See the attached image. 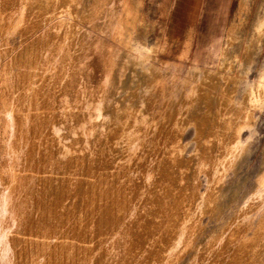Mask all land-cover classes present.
Returning <instances> with one entry per match:
<instances>
[{"label":"bare ground","instance_id":"6f19581e","mask_svg":"<svg viewBox=\"0 0 264 264\" xmlns=\"http://www.w3.org/2000/svg\"><path fill=\"white\" fill-rule=\"evenodd\" d=\"M141 7L142 0H0V264L260 261L264 154L255 191L216 236L203 245L196 239L202 217L217 212L224 176L247 151L251 135L242 140L241 132L264 108V62L248 77L264 42V13L247 36L236 22L226 25L213 66L194 52L179 97L153 116L163 70L155 60L165 45L161 36L135 35L150 29ZM101 17L106 27L97 26L109 28L124 51L130 83L116 86L106 75L92 87L83 73L100 47L83 27ZM105 62L109 70L117 65ZM118 90L125 95L111 99ZM82 97L97 115L81 117ZM140 118L153 125V162L133 182L126 158L137 162L128 146ZM188 127L194 150L186 157ZM257 206L249 226L244 217Z\"/></svg>","mask_w":264,"mask_h":264},{"label":"rangeland","instance_id":"374dc122","mask_svg":"<svg viewBox=\"0 0 264 264\" xmlns=\"http://www.w3.org/2000/svg\"><path fill=\"white\" fill-rule=\"evenodd\" d=\"M85 1L89 2L90 0ZM115 2H119V0H115ZM202 4L203 0H142L141 9L143 8L142 11L145 14V19L149 21L150 29L144 30L142 27H139L137 29L138 32L136 31L135 35L147 36L148 42H152L156 37L161 36V41L165 45V49L157 54L155 60L158 65L160 64V69L162 68L163 70L161 69L162 75L158 84V95L154 96V103L151 106V113L153 116H156L158 111L163 108L167 98L177 99L179 97L182 82L192 68L193 62L191 59L194 52L199 51L195 57L201 63L209 61L210 65L213 66V63L216 60V54L221 44L224 28L218 30L206 28L201 21ZM263 13L264 0H234L226 25L236 22L239 24L243 34H246L245 36H247L251 31L254 20L262 16ZM101 18L93 21L92 26L83 27V30L87 32L94 41L98 44L100 43V47L93 48L90 55L85 58L83 73H87L89 85L92 87L101 83L106 75V77H110L111 82L113 81V85L116 84L117 86L118 83L119 85L122 83H130V72H124L121 68L124 51L119 47L120 44L117 40L113 39L111 34L109 35V33H111L110 29L107 28V30L105 28L106 25L103 22V18ZM96 22H98V24ZM102 22L105 27H98L97 25L102 26ZM94 24L96 25L95 28L93 26ZM97 27L100 28L97 29L99 32L98 34L96 30ZM85 28L87 29L85 30ZM160 28L162 30H159ZM203 48L204 50L200 51ZM106 57H112L115 59L118 66L116 65L113 70H109V64L105 62ZM263 62L264 42L254 55L248 73L249 79L254 78L257 70L263 65ZM163 64L164 67H162ZM242 85L238 88L237 94H240V91L243 88ZM123 91L124 90H118L114 94H111L110 98L112 99L114 97L118 99L123 97L125 95V92ZM73 95L76 98L77 95L73 93L71 95L73 98ZM238 96L239 95H237L236 98H238ZM81 101L83 102V107L80 112L81 117L87 115L86 117L89 119L92 115L98 114V110L95 107L89 109L90 106L87 104L88 101L86 97H82ZM82 119L83 118H80L76 124V128L80 127L79 129L77 128L78 130H81L83 127L81 123ZM254 121V128L250 131L251 133L248 129H244L241 132L242 140H245L251 135L247 151L237 162L236 168L227 171L224 176V181L220 189L217 212L212 217L208 215L202 217V228L196 239L197 245H203L207 243V239L216 236L221 228L224 227L243 206V203L247 200V196H250V194L255 191L254 178L261 168L260 165L264 154V108L260 113H255ZM148 122L149 121L146 120L144 121V118H140L138 122V130L128 146V157L131 158L132 155H135L136 157L138 156L137 162L134 164H131V161L126 158V162H129L128 164L131 167L128 171L129 179L133 182L142 177V168L152 166L153 159L148 155V152L152 148V141L154 139L152 132L154 130L152 123ZM97 130L99 131L98 128ZM192 130V127H188L182 136V141L187 147L185 151L186 157H188V155L194 150V133ZM73 132V130L70 131L66 138L71 140ZM199 182L200 191H203L205 179L201 174L199 176ZM259 213L260 207L257 206L250 211L248 217H244V220L246 223H249V226H253V223L258 219L257 215ZM263 255L264 250L261 255L262 257L259 259L260 261L258 260V264H264ZM185 258L187 260L189 257L185 255L184 260Z\"/></svg>","mask_w":264,"mask_h":264},{"label":"crops","instance_id":"0c3cea01","mask_svg":"<svg viewBox=\"0 0 264 264\" xmlns=\"http://www.w3.org/2000/svg\"><path fill=\"white\" fill-rule=\"evenodd\" d=\"M233 2L234 0H203L201 21L206 28L213 30L225 28Z\"/></svg>","mask_w":264,"mask_h":264}]
</instances>
